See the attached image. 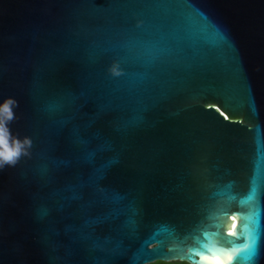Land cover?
I'll use <instances>...</instances> for the list:
<instances>
[{
  "label": "water",
  "instance_id": "95a60500",
  "mask_svg": "<svg viewBox=\"0 0 264 264\" xmlns=\"http://www.w3.org/2000/svg\"><path fill=\"white\" fill-rule=\"evenodd\" d=\"M5 97L0 264H264V0H0Z\"/></svg>",
  "mask_w": 264,
  "mask_h": 264
},
{
  "label": "clouds",
  "instance_id": "9594fccd",
  "mask_svg": "<svg viewBox=\"0 0 264 264\" xmlns=\"http://www.w3.org/2000/svg\"><path fill=\"white\" fill-rule=\"evenodd\" d=\"M109 71L113 75L120 73L115 62L109 66ZM17 105L18 101L13 97L0 100V167L5 164H14L21 154H26L27 146L31 143L29 137L21 139L11 135L8 125L14 119V108Z\"/></svg>",
  "mask_w": 264,
  "mask_h": 264
},
{
  "label": "trees",
  "instance_id": "16d2710c",
  "mask_svg": "<svg viewBox=\"0 0 264 264\" xmlns=\"http://www.w3.org/2000/svg\"><path fill=\"white\" fill-rule=\"evenodd\" d=\"M152 264H187V263H184V262H160V261H157V262H154Z\"/></svg>",
  "mask_w": 264,
  "mask_h": 264
},
{
  "label": "snow or ice",
  "instance_id": "6c2138e0",
  "mask_svg": "<svg viewBox=\"0 0 264 264\" xmlns=\"http://www.w3.org/2000/svg\"><path fill=\"white\" fill-rule=\"evenodd\" d=\"M233 219H235V218H233ZM234 226H235V225H234ZM231 259H232V256L229 255V256L227 257V260H220V261H218V264H227L228 260H231Z\"/></svg>",
  "mask_w": 264,
  "mask_h": 264
},
{
  "label": "rangeland",
  "instance_id": "374dc122",
  "mask_svg": "<svg viewBox=\"0 0 264 264\" xmlns=\"http://www.w3.org/2000/svg\"><path fill=\"white\" fill-rule=\"evenodd\" d=\"M150 264H152V263H150Z\"/></svg>",
  "mask_w": 264,
  "mask_h": 264
}]
</instances>
